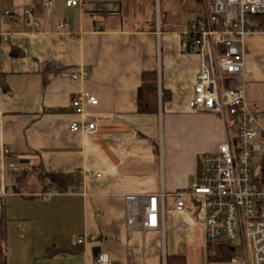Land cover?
Returning a JSON list of instances; mask_svg holds the SVG:
<instances>
[{
	"label": "crops",
	"instance_id": "obj_1",
	"mask_svg": "<svg viewBox=\"0 0 264 264\" xmlns=\"http://www.w3.org/2000/svg\"><path fill=\"white\" fill-rule=\"evenodd\" d=\"M45 1L0 0V10L12 11L0 17L6 264H88L97 247L114 264H166L167 255H184L187 264H242L209 262L204 211L193 201L176 210L172 196L198 180L202 155L230 129L220 114L188 105L200 59L184 29L200 13H180L202 1L183 0L178 16L174 0ZM12 47L23 54L13 57ZM146 70H157L159 97L162 88L171 92L157 114L138 110ZM245 84L264 125V25L245 42ZM83 91L99 101L76 114L72 99ZM73 121L95 128L73 131ZM45 174H75L79 182L59 191ZM161 191L173 197L164 232L129 228L126 194ZM84 233L90 239L78 244Z\"/></svg>",
	"mask_w": 264,
	"mask_h": 264
},
{
	"label": "built area",
	"instance_id": "obj_2",
	"mask_svg": "<svg viewBox=\"0 0 264 264\" xmlns=\"http://www.w3.org/2000/svg\"><path fill=\"white\" fill-rule=\"evenodd\" d=\"M51 3L46 0L44 5ZM78 3L79 0H67L68 6ZM11 15L9 9L0 10V17L10 19ZM263 25L264 0H203V10L184 29L200 59L188 105L195 112L220 114L230 129L214 150L202 155L198 180L172 196L176 210H183L185 197H189L204 211L210 255H216L215 247L226 244L230 261L242 264H264V125L260 107L247 100L245 84V42ZM58 27L66 29L68 23L62 22ZM98 101L95 94L83 91L73 97L72 106L76 114H82L86 104L96 105ZM70 128L91 132L95 123L73 121ZM5 196L0 193V206ZM125 200L129 228L164 232V191L126 194ZM90 237L84 233L77 243L84 244ZM88 264L114 263L109 253L101 249Z\"/></svg>",
	"mask_w": 264,
	"mask_h": 264
},
{
	"label": "trees",
	"instance_id": "obj_3",
	"mask_svg": "<svg viewBox=\"0 0 264 264\" xmlns=\"http://www.w3.org/2000/svg\"><path fill=\"white\" fill-rule=\"evenodd\" d=\"M188 45L190 46L189 41L187 40ZM23 54L22 50H19L15 47L11 49V55L13 57L21 56ZM5 73L0 72V87L4 91H8L7 84L5 82ZM141 86L139 87L137 94V105L138 110L141 113L147 114H157L159 112L160 101L162 104L171 99V92L162 88L161 97H159L158 90V73L157 70H146L142 72L141 76ZM202 157L200 159V162ZM264 161V157H263ZM262 171L264 172V163L262 166ZM44 179L48 181L49 186H54L59 191H66L71 186L76 185L79 182V178L75 174H45ZM5 236V225L4 219L0 216V264H6V255L5 248L3 246L2 240ZM223 244V243H222ZM212 247L207 243V259L209 262H227L230 261L231 252L228 245L223 244L215 247L216 255H210V250ZM166 264H187V259L184 255H167Z\"/></svg>",
	"mask_w": 264,
	"mask_h": 264
},
{
	"label": "rangeland",
	"instance_id": "obj_4",
	"mask_svg": "<svg viewBox=\"0 0 264 264\" xmlns=\"http://www.w3.org/2000/svg\"><path fill=\"white\" fill-rule=\"evenodd\" d=\"M201 1H202L201 4L197 3V2L192 3V4L188 3L189 4L188 10L190 8L191 9L193 8V10L190 9L189 11L187 10L185 12H184V10L181 11L180 17H182V15H183L185 18L186 17H192L191 19L195 18L197 16V14H199L201 12L200 10H203V0H201ZM182 4H183V0H174L173 1V7H172V12H171L172 15H177L178 16L179 10H180L178 8H179V6L182 7ZM230 133L231 134L233 133L232 129H231ZM185 200L187 201V203L191 204L192 200L189 197H185ZM172 205H173V197L171 195H167V197H166V206H167V208H170ZM238 254L240 255V252H238ZM219 264H222V263H219ZM223 264H225V263H223Z\"/></svg>",
	"mask_w": 264,
	"mask_h": 264
},
{
	"label": "water",
	"instance_id": "obj_5",
	"mask_svg": "<svg viewBox=\"0 0 264 264\" xmlns=\"http://www.w3.org/2000/svg\"><path fill=\"white\" fill-rule=\"evenodd\" d=\"M101 248L97 247L95 248L94 258L97 256V254L100 252Z\"/></svg>",
	"mask_w": 264,
	"mask_h": 264
}]
</instances>
